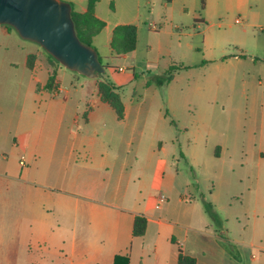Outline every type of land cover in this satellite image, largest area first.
Segmentation results:
<instances>
[{
  "label": "crops",
  "instance_id": "crops-1",
  "mask_svg": "<svg viewBox=\"0 0 264 264\" xmlns=\"http://www.w3.org/2000/svg\"><path fill=\"white\" fill-rule=\"evenodd\" d=\"M65 1L80 13L88 10V0ZM103 1L96 4L95 16L107 28ZM174 1L163 3L166 11ZM107 3L112 7L109 11H118V0ZM140 4L137 1L136 17L141 14ZM262 7V3L252 7L248 19L257 21L254 18L264 14ZM132 22H115L109 31L111 52L114 28ZM248 22L244 21L245 41H238L237 52L224 61L233 69L248 66L256 71L257 98L252 114H247L248 120L252 117L253 135L248 143L215 147L216 156L227 153L234 174L209 194L220 218L217 223L205 208L201 212L197 206L202 199L208 201L197 179L191 183L197 192H190V182L179 179L178 168H172L165 155L167 141L159 135L147 139L151 119V106H146L148 94L129 100L121 95L124 115L119 117L100 96L99 80L96 96L88 98L84 111L80 99L72 97L60 82L64 76L60 74L61 64L53 62L45 50L25 46L24 52L16 55L18 59L10 63L19 78L16 102L5 105L0 99V136L12 134L9 154L0 147V169H4L0 173L4 186L0 198V264H178L180 252L194 257L196 264H264V40L260 34L249 36L250 26L262 25ZM130 53L117 56L127 59ZM53 72L57 73L59 88L49 91L45 86ZM71 75L74 82L78 80ZM174 78L173 74L172 80L158 84L169 90ZM247 84L251 86L250 81ZM118 86L121 94L122 85ZM165 95L163 100L169 103L172 93ZM107 114L118 127L108 126L103 119ZM160 114L170 116L167 110ZM81 119L85 121L83 127ZM100 121L101 129L97 127ZM171 124L176 126L173 119ZM234 152H240L237 159ZM15 153L19 156L16 161L11 158ZM193 158L194 152L189 159ZM11 160L16 164H10ZM236 168L241 169L239 174ZM224 183L239 187L227 186L223 194ZM13 187L20 191L15 196L9 191ZM154 191L160 194L154 195ZM161 194L167 199L158 208ZM226 197L227 206L222 203ZM238 210L242 215L234 214ZM137 215L148 220L142 236L133 234ZM231 218L239 231L232 228Z\"/></svg>",
  "mask_w": 264,
  "mask_h": 264
},
{
  "label": "rangeland",
  "instance_id": "rangeland-1",
  "mask_svg": "<svg viewBox=\"0 0 264 264\" xmlns=\"http://www.w3.org/2000/svg\"><path fill=\"white\" fill-rule=\"evenodd\" d=\"M137 1L139 0H118L117 12L109 11L112 7L108 5V0L102 3L101 10L108 19V27L96 35L93 46L101 56L102 63L109 65L105 72L98 78H91L72 71L59 62L60 74H64L60 82L65 89L71 91L72 97L80 99V106L84 111L88 98L96 96L94 91L97 90L99 80L107 79L122 85L121 95L125 100L148 94L146 106H151V119L147 126V139L149 136L159 135V139L167 141L168 152L165 155L168 156L172 168H178L179 179L189 181L190 192L196 193V189L191 188V183L196 178L201 192L212 202L209 196L212 188L234 176L227 153L218 157L214 153L215 147L222 145L231 148L236 142L248 143V138L253 135V125L252 117L248 120L247 114H252L257 98L258 78L255 69L248 66L245 69H233L224 59L237 52L238 41H245L246 26L244 23H237V18L264 26V14L254 18L257 20L255 22L247 16L251 13V8L260 3L263 4L261 10L264 12V0H205V8L202 6V0H175L169 11H166L163 5L166 0H140L141 14L136 17L139 13ZM119 19H133L132 24L137 27V48L127 59L118 57L110 49L109 31ZM259 30L260 27L250 26L247 32L249 36L260 34L264 40V32ZM25 46L31 50H45L38 43L23 39L12 26L0 25L2 104L12 105L16 102L19 92L15 84L19 78L10 63L18 59L16 55L24 52ZM45 52L49 54L46 50ZM132 65L133 68L130 67ZM173 65L183 67L173 72L174 83L169 90L161 88L158 79L164 78L168 68ZM121 66L126 67L125 71L119 69ZM71 74L79 77L78 80L74 82ZM148 81L151 85H147ZM248 81L251 86H248ZM168 91L172 93V99L166 103L163 98ZM19 97H23V92ZM150 100L152 104H149ZM161 110H167L170 116L164 118L160 114ZM103 119L108 122L109 127H118L112 115L110 117L107 114ZM171 119L175 121L176 126L171 124ZM35 123L39 124L40 120ZM2 124L0 120V125ZM80 125L85 126L83 119ZM102 126V121L98 122L97 127L101 129ZM123 127L122 125L119 128ZM4 128L7 129L8 126ZM89 128L93 129L94 126L90 125ZM11 146L12 134L6 132L4 136H0V147L9 154ZM193 152L196 158L190 160ZM233 154L237 159L240 152ZM18 157L16 153L11 155L15 161ZM15 161L11 160L10 164H16ZM236 169L239 174L241 169ZM3 170L0 169V173H3ZM2 186L0 181V198ZM227 186L239 187L224 183L223 194H226ZM11 190L14 196L20 192L14 187L9 191ZM241 190H238V193ZM157 193L159 192L154 191V195H158ZM228 201L226 197L222 203L227 206ZM234 203L241 207L240 203ZM163 204H157V207L162 208ZM197 206L204 212L203 199ZM235 213L242 215L243 211L238 210ZM205 216L210 222V217L207 214ZM200 224L203 225V222ZM230 224L235 231H239V225L234 219L231 218Z\"/></svg>",
  "mask_w": 264,
  "mask_h": 264
},
{
  "label": "water",
  "instance_id": "water-1",
  "mask_svg": "<svg viewBox=\"0 0 264 264\" xmlns=\"http://www.w3.org/2000/svg\"><path fill=\"white\" fill-rule=\"evenodd\" d=\"M12 26L23 39L40 44L63 66L98 78L106 70L97 49L83 43L65 0H0V25Z\"/></svg>",
  "mask_w": 264,
  "mask_h": 264
},
{
  "label": "trees",
  "instance_id": "trees-1",
  "mask_svg": "<svg viewBox=\"0 0 264 264\" xmlns=\"http://www.w3.org/2000/svg\"><path fill=\"white\" fill-rule=\"evenodd\" d=\"M100 0H88V10L85 13H80L72 7V18L75 23V29L80 40L87 44L92 45L94 37L105 27V22L95 16V7ZM204 4V0H202ZM138 43L137 27L134 24H120L113 30L111 48L116 55L127 54L134 51ZM50 59L59 64V61L52 55L48 54ZM100 60L101 56L99 55ZM33 56H30V65L32 63ZM105 68L109 65H105ZM180 68L179 66H170L165 74L164 78H159L158 81L163 83L164 81H170L173 78V72ZM57 73L53 72L45 86L49 91H53L59 88V84L56 81ZM99 93L102 99L109 103L117 112L119 117L124 115V104L119 92V86L114 82L103 79L99 83ZM205 210L214 222H219L220 218L216 212L213 204L207 200H204ZM148 220L143 215H137L133 224L134 236H142L146 232ZM178 264H196V259L190 255L180 252Z\"/></svg>",
  "mask_w": 264,
  "mask_h": 264
},
{
  "label": "built area",
  "instance_id": "built-area-1",
  "mask_svg": "<svg viewBox=\"0 0 264 264\" xmlns=\"http://www.w3.org/2000/svg\"><path fill=\"white\" fill-rule=\"evenodd\" d=\"M236 22H237V23H244V21H243L242 19H240V18H237V19H236ZM260 30H261V31H264V27L261 26V27H260ZM123 69H124V68H120L121 71H122ZM56 93H57V92H56ZM21 164H22V165L25 164L23 159L21 160ZM166 199H167V195H166V194H161V195H160V198H159V202H160L159 205H160L161 203L163 204V203L166 201ZM158 207H160V206H158Z\"/></svg>",
  "mask_w": 264,
  "mask_h": 264
}]
</instances>
